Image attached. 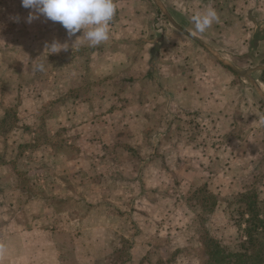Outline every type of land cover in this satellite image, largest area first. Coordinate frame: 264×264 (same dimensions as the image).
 Wrapping results in <instances>:
<instances>
[{
  "label": "crops",
  "instance_id": "obj_1",
  "mask_svg": "<svg viewBox=\"0 0 264 264\" xmlns=\"http://www.w3.org/2000/svg\"><path fill=\"white\" fill-rule=\"evenodd\" d=\"M167 2H159L170 16L165 26L142 12L141 0H115L109 39L93 47L82 31L69 38L43 15L29 23L32 10L21 0H0V54L14 57L11 66L0 64V122L10 111L19 120L8 140L5 132V143L13 133L31 139L34 129L53 137L34 147L43 183L36 190L28 189L25 173L12 174L14 166L23 171L24 148L14 144L16 154L2 147L0 196L14 223L0 243L6 249L0 263L114 264L130 242L122 264H207L204 253L194 252L200 241L181 238L196 224L174 202L171 179L174 167L177 186L196 181L205 157L192 138L173 139V119L203 117L219 135L237 100L231 97L233 75L213 58L251 55L252 36L260 30H252L249 0ZM210 8L219 19L199 33L193 16ZM54 42L68 47L48 49ZM33 79L45 90L33 91ZM70 90L71 110L69 103L62 111L44 110ZM38 120L41 125L32 127ZM57 138L60 145L53 144ZM16 180L25 189L9 186ZM194 220L200 222L197 215Z\"/></svg>",
  "mask_w": 264,
  "mask_h": 264
},
{
  "label": "rangeland",
  "instance_id": "obj_2",
  "mask_svg": "<svg viewBox=\"0 0 264 264\" xmlns=\"http://www.w3.org/2000/svg\"><path fill=\"white\" fill-rule=\"evenodd\" d=\"M141 1L144 3L141 7L143 13L156 16L165 26L170 24L169 13L159 4L160 0ZM163 1L169 2L170 0ZM249 2L252 4L249 14L256 20L255 27L252 30L255 28L260 30L258 36H252V54L250 55L246 52L245 56H223L219 53V60L213 58L214 61H219L218 63L228 70L234 78L231 83V97L235 98L237 103L232 102L233 113L230 115L226 114L229 120H223L227 124L220 123L219 135H217V131L214 130L215 127L209 125L208 120L203 117L193 118L190 116L191 118L184 119L180 118V114H178L177 118L174 116L173 119L172 135L175 137L173 139L177 140L178 136H184L186 140H191L192 138L196 142V146L202 148H200V152H197V154L205 157V163L196 171L198 175L196 176V181L193 182L192 180V183L177 186L176 180L180 177V174H175L174 167H172L171 171V179L176 184L172 189V195H175L176 198L173 201L180 206L182 214L185 213L187 216L184 219L188 222L193 220L196 224L194 231L187 228L182 231V236H180L182 239L185 238L183 240H188L192 237L196 242L200 241L199 243L202 247L199 245L194 252L197 255L201 254L202 257L203 253L205 254L204 249L209 240L219 243L228 252L240 250L245 240L239 228L242 224L241 215L247 209L243 201L245 194L248 192L254 193L258 207L264 208V85H260L256 81H264V73L259 72L262 71V68L264 69V0H249ZM1 30L2 28L0 27V35ZM0 41L5 40L0 38ZM13 59V54H0V64H9L11 66ZM42 75L47 76L45 80L51 79L48 77L51 75V72L44 71ZM60 80L63 81L65 79ZM31 86H34L33 91H44L46 88H42L41 85L39 86L35 79L32 80ZM30 91L31 88H29L28 92ZM49 103H45L43 106L46 112L62 111L64 109L62 103H69V109L71 110V90L65 97H60L52 105ZM54 105H57V108H54ZM41 112H43V108ZM38 122L39 120L34 122L32 127L36 128V126H40L41 122ZM18 123L19 120H17L15 114L11 113V111L6 116V119L0 122V154H2L3 149L4 151L5 149L7 150V148H2L5 145H8L10 149L7 150V153L12 150L14 144L22 146L24 148L22 153H25L22 154L24 159L23 171L13 165L12 174H15L17 178L23 177V173H25L26 179L30 183L28 189L36 190V185H43V183L40 180V176L42 175L38 173L39 152L34 147L37 141L42 140L43 142H47L48 139L53 137L47 133H43L41 129V131L34 129L36 133L31 136V139L27 137L24 140L23 135L18 137L16 133H13L12 141L5 143V132L9 131L7 134L8 140L10 131H15L14 129L19 126ZM44 123L50 126V123L47 121ZM43 131L45 132L46 129ZM212 134L214 135L212 136ZM56 140L53 144L60 145L62 140H58V138ZM22 147L20 150H22ZM20 150H12L11 152L19 154ZM42 153H44V150L41 151ZM211 155L214 156L215 160H211ZM2 161H4L3 156L0 159V162ZM21 165L20 163L19 166ZM0 172V174H5L3 170ZM19 173L21 176H19ZM49 176L47 175V177ZM31 177L35 179L34 182ZM181 177H183V180L185 179L184 176L181 175ZM17 181L11 182L9 186L11 188L13 186H23V189H25L24 184ZM3 188L2 183H0V192ZM11 201L15 202L16 200ZM4 205L5 201L0 196L1 244H3V240L10 234L7 226L14 223L10 220V217L7 219L5 216L4 210L6 206ZM34 207L36 208V206ZM195 215L200 220L199 223L197 220H194ZM12 216L18 219V216L14 214ZM131 247L130 242L124 244L123 251L118 255V261L114 264H122L129 256ZM184 252H188V248L187 250L183 249L181 253ZM4 253H6V249L2 246L0 248V255ZM203 260L202 264H205L206 261L205 259Z\"/></svg>",
  "mask_w": 264,
  "mask_h": 264
},
{
  "label": "clouds",
  "instance_id": "obj_3",
  "mask_svg": "<svg viewBox=\"0 0 264 264\" xmlns=\"http://www.w3.org/2000/svg\"><path fill=\"white\" fill-rule=\"evenodd\" d=\"M21 4L32 10L27 18L29 23L43 15L53 22H59L67 30L69 38L82 31L81 36L93 47L109 39L111 22L117 11L115 0H21ZM218 19L217 12L211 8L193 16L195 29L199 33L205 32ZM54 47L67 49L68 44L54 42L48 49ZM37 70H43V65H38Z\"/></svg>",
  "mask_w": 264,
  "mask_h": 264
},
{
  "label": "trees",
  "instance_id": "obj_4",
  "mask_svg": "<svg viewBox=\"0 0 264 264\" xmlns=\"http://www.w3.org/2000/svg\"><path fill=\"white\" fill-rule=\"evenodd\" d=\"M247 206L241 215L239 227L245 240L239 251L228 252L215 241L205 246L207 264H264V208L257 205L254 193H247L243 200Z\"/></svg>",
  "mask_w": 264,
  "mask_h": 264
}]
</instances>
